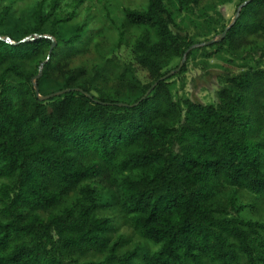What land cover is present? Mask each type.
<instances>
[{
	"label": "trees",
	"instance_id": "trees-1",
	"mask_svg": "<svg viewBox=\"0 0 264 264\" xmlns=\"http://www.w3.org/2000/svg\"><path fill=\"white\" fill-rule=\"evenodd\" d=\"M88 1L0 10V264H264V0L163 80L195 44L168 5L204 0L124 8L129 62L77 21ZM223 51L250 62L212 103L174 91L197 52ZM39 66V95L65 92L39 101Z\"/></svg>",
	"mask_w": 264,
	"mask_h": 264
},
{
	"label": "rangeland",
	"instance_id": "rangeland-1",
	"mask_svg": "<svg viewBox=\"0 0 264 264\" xmlns=\"http://www.w3.org/2000/svg\"><path fill=\"white\" fill-rule=\"evenodd\" d=\"M38 1L10 0L0 4V10L10 6L13 17L19 15L26 18ZM237 2L238 0H230L229 3L219 5L216 0H204L197 12L179 7L174 2L169 4L168 8L176 25L184 29L196 44L216 38L220 29L219 25L228 26L232 22ZM144 5L145 0H89L79 9L77 21L84 18L93 27L101 29L103 35L102 55L110 56L111 53H115L122 61L129 62L132 59L131 49L126 44H122L119 48L116 47L117 32L115 28L120 24L124 8L134 9ZM180 62L181 60H175L171 66L177 64L179 66ZM249 62L248 58L237 59L230 52L225 53V51L212 56V58H205L202 52H197L193 59L187 63L183 87L181 88L178 80H175L174 91L179 89L180 96L189 97L202 104L212 103L214 92L221 85L218 76L224 73L237 74L245 69ZM185 63L186 58L183 65ZM261 65L264 68V60ZM111 192V190L104 189L102 195L108 199ZM120 232L127 234L129 230L126 227H120Z\"/></svg>",
	"mask_w": 264,
	"mask_h": 264
},
{
	"label": "water",
	"instance_id": "water-1",
	"mask_svg": "<svg viewBox=\"0 0 264 264\" xmlns=\"http://www.w3.org/2000/svg\"><path fill=\"white\" fill-rule=\"evenodd\" d=\"M251 1H252V0H245L243 3H241V4L236 8V12H235V15H234V17H233L232 22H231V23H230V24L224 29V31H223L221 34H219L216 38H213V39H211V40H208V41H205V42H202V43H199V44H194V45L190 46V47L185 51V53H184V55H183V57H182V59H181V62H180V64H179V66H178L176 69L170 71L167 75H165V76H164L163 78H161L160 80L166 79V78L172 76L173 74L177 73V72L181 69V67H182V65H183V63H184V61H185L186 55L188 54L189 51H191V50H193V49H196V48L207 47V46H210V45L215 44V43H217L218 41L222 40V39L225 37L227 31H228V30L234 25V23L236 22V20H237V18H238V16H239V13H240V11H241V9H242L243 7H245V6H246L248 3H250ZM44 37L47 38V39H50V37H48V36H44ZM25 40H28V38H25L24 41H25ZM4 41H8L9 43L12 44V42L9 41L8 38H4ZM54 45H55V43H54V41H52L51 49H52V47H53ZM40 74H41V66H39V73H38V75L32 80V84H33V87H34V91H35L36 97H37V99H38L39 101L47 100V99H49V98H51V97L58 96V95L62 94L63 92H65V91H61V92H56V93H53V94H50V95H47V96H40L39 93H38L37 85H36V80H37V78L40 76ZM156 84H157V83H155L153 86H155ZM153 86H152V88H153ZM74 90H76V89H74ZM66 91H68V90H66ZM78 91H79V92H82L80 89H78ZM148 93H149V91L147 92V94H148ZM86 96L89 97V95H86ZM118 106H125V105H124V104H118Z\"/></svg>",
	"mask_w": 264,
	"mask_h": 264
}]
</instances>
